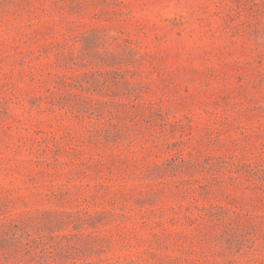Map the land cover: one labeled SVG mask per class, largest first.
I'll list each match as a JSON object with an SVG mask.
<instances>
[{"label": "rangeland", "instance_id": "rangeland-1", "mask_svg": "<svg viewBox=\"0 0 264 264\" xmlns=\"http://www.w3.org/2000/svg\"><path fill=\"white\" fill-rule=\"evenodd\" d=\"M0 264H264V0H0Z\"/></svg>", "mask_w": 264, "mask_h": 264}]
</instances>
